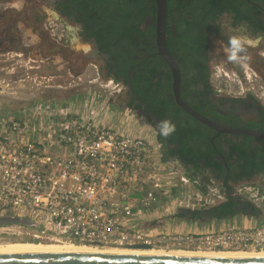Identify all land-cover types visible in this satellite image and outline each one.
Segmentation results:
<instances>
[{
  "label": "built area",
  "instance_id": "1",
  "mask_svg": "<svg viewBox=\"0 0 264 264\" xmlns=\"http://www.w3.org/2000/svg\"><path fill=\"white\" fill-rule=\"evenodd\" d=\"M90 101H82L81 109ZM97 106L106 108L103 102ZM178 177L161 159L158 143L84 114L72 100L0 111V217L28 218L38 232L34 237L100 249L146 244L164 250H264V217L258 224L200 231L155 225V211L206 209L216 202L213 194L175 198L173 188L186 181ZM8 233L7 224L0 225V235Z\"/></svg>",
  "mask_w": 264,
  "mask_h": 264
},
{
  "label": "flooded vegetation",
  "instance_id": "2",
  "mask_svg": "<svg viewBox=\"0 0 264 264\" xmlns=\"http://www.w3.org/2000/svg\"><path fill=\"white\" fill-rule=\"evenodd\" d=\"M38 1L40 0H36V2ZM45 1L48 2L50 7L57 11L55 9V3L57 0H43V2ZM36 2L33 1L32 4L29 3V5L26 6L27 11L25 12L14 10L12 5H0V54L9 53L11 50L37 54L36 49L30 47L33 46V43L23 44L25 36L18 25L20 22H29L28 26H33L39 35L40 40L38 52L41 54L40 56L43 57V60H41L42 64L40 65H45L48 61L50 62V60L53 64L55 59L53 60L51 56L54 54H60V57H69V54H72V57L70 56L72 69L80 59L83 61L89 60L90 62L95 61L99 64L97 70H100L99 72H102L109 78V84L115 86L121 85L118 92L120 93V91H124L127 97H119V99L122 101L124 100L125 106L133 108L135 112L140 113V116H143L147 121L148 118H150L152 121L151 125L155 128L157 134L161 128L160 121L157 120L151 112L145 110V105L133 97L128 86L124 82H115L108 75L111 74L107 66V63L110 61L109 54L99 50L93 37L85 39L81 33V25L74 19L66 18L68 21H73L75 23L76 27L74 28V32L76 33L77 40L90 43L91 49H88L83 53L72 52L69 50V45L65 44V39H62L64 42L61 43H58L56 40V43L52 42V39L48 36V30L43 25L46 17L44 12L36 8ZM236 3L235 12H222L217 14V18L214 20L216 25L210 24L211 21L207 22L211 25L208 28H206L205 25H198V27L207 34L209 41L204 46L203 53L199 55V58L204 59L202 60L204 62V68H202V70L196 68L189 60H187L186 63L183 62L185 56L181 52L176 50L174 52L169 51L176 60L180 70V95L182 100L193 110L213 121L217 125L216 128L196 119L178 105L172 90V68L159 53L156 39L157 36L155 35L154 38L156 49L155 54H157L162 60V63L160 64L162 72L155 76L154 80H158L164 74L171 75V93L167 94L168 99L172 104H177L186 113L195 118L197 122L210 128L212 131L211 138L215 140L217 144L213 153L215 154L214 158L218 161L219 167L214 168L213 166H207L205 170H202L201 168L200 171L196 172L193 166L183 163L178 155L173 153L177 146L176 144H159V149L160 154L165 160H176L183 165L186 170L189 169L192 175H198V180L194 181L196 184L199 183V186L202 189L207 188V186L218 188L217 190H219L220 193L213 194L216 198V202L206 209L226 201L229 198L237 203L235 205L236 215H253L264 212L262 207L264 202V185L262 186L256 183L255 185L260 189L259 194L251 195L245 188V185L242 186L240 188L241 191L237 193L235 184L244 181L255 183L253 181L255 178H259L260 180L263 179L262 176L264 175V172L260 169L259 172L252 177L243 176L242 178H235V175L238 172V162L236 160L238 150H236L233 145L249 140L251 148L257 147L259 148V152L264 154V0H244L243 3ZM59 15L61 14L59 13ZM176 15V13H172L167 17L168 23L166 24V27L170 32L168 37L176 36ZM242 15L243 17H241ZM235 17L239 19L241 17V19L238 22H235ZM149 22L155 25L156 18L154 22H152L150 18H147L142 25L141 30H146ZM233 38L240 39L243 44L242 49L237 52L238 59L236 60L229 59L232 47L230 41ZM142 41L144 42V40ZM170 45L171 49H174L175 43L170 41ZM139 49L141 50L139 53L141 54L140 56L143 54L150 56L149 54L151 53L148 50L144 51L142 47ZM47 54L50 55L47 57ZM79 54L84 55L80 56ZM49 65L48 68L51 67V64ZM248 70L253 73V83L246 85L243 84L242 77H247ZM228 72L231 73V76H229ZM213 73H215L214 79L216 78L215 80L218 82V87L213 83ZM238 80H241L242 88L240 87ZM78 85L80 86L82 84ZM88 86L94 88L91 83L88 84ZM70 88H72V86L62 89L60 92L64 94V92ZM223 90H225V93H223ZM116 95L120 96L118 93ZM110 97H112L111 94L107 96L108 99H110ZM132 98H134V101L130 103ZM230 129L243 132L228 131ZM248 131L260 133L262 136L249 134ZM263 158L264 156L260 157V162L264 167ZM203 163H205V161H203ZM210 179H212V181ZM252 208H255L256 210L254 211ZM183 212L187 218L191 217L186 210ZM203 214V218L209 221L205 213Z\"/></svg>",
  "mask_w": 264,
  "mask_h": 264
},
{
  "label": "trees",
  "instance_id": "3",
  "mask_svg": "<svg viewBox=\"0 0 264 264\" xmlns=\"http://www.w3.org/2000/svg\"><path fill=\"white\" fill-rule=\"evenodd\" d=\"M166 2L167 17L172 13L177 14L176 36L168 37L170 32L166 27L169 51L181 52L185 56L183 62L189 60L196 68L202 70L204 59L199 58V55L203 53L204 46L209 41L207 34L198 25H205L206 28L210 27V24L216 25L214 20L217 14L235 12L236 2L240 4L244 0H166ZM55 9L62 16L79 23L82 36L85 39L93 37L99 50L109 54L110 61L107 66L111 74L108 75L115 82H124L133 97L141 101L145 105V110L151 112L161 124L167 121L174 126V130L166 137L161 134L160 128L156 134L160 144H176L173 153L177 154L183 163L193 166L196 172L201 168L205 170L207 166L219 167L213 153L217 144L211 138L210 128L197 122L168 99L167 94L171 93V75L164 74L158 80H154L155 76L162 72L160 69L162 60L155 54V25L149 22L146 30H141V27L147 18L155 21V0H57ZM240 19L235 17L234 21L238 22ZM208 21H211L210 24ZM170 41L175 43L174 49H171ZM141 47L144 51L148 50L150 56L147 54L140 56ZM88 88V84L70 88L65 91L67 96L63 100L82 97ZM133 101L134 98L130 103ZM148 122L152 124L150 118ZM233 147L238 150L236 155L238 172L235 178L252 177L260 169L264 172L260 162V157L264 154L259 152V148H251L249 140L236 143ZM187 171L186 176L192 178L189 169ZM182 186L180 182L173 191ZM236 204L233 199L228 198L209 209H193L189 213L190 218L185 216L184 210L177 216L191 222L219 221L234 217ZM203 213L209 221L203 218Z\"/></svg>",
  "mask_w": 264,
  "mask_h": 264
},
{
  "label": "rangeland",
  "instance_id": "4",
  "mask_svg": "<svg viewBox=\"0 0 264 264\" xmlns=\"http://www.w3.org/2000/svg\"><path fill=\"white\" fill-rule=\"evenodd\" d=\"M33 1L36 2V0H0V5H12L14 10L25 12L27 11L26 6L29 5V3L32 4ZM35 5L37 9L44 12L46 18L43 22V25L48 30V36L52 39H50L52 42L56 43L57 41L58 43H61L65 41V44L69 45V50L72 52L83 53L88 49H91L90 43L77 40L76 33L74 32L76 25L73 21H68L66 17L59 15L57 11L50 7L47 1L43 2V0H40L36 2ZM18 25L25 36V41L23 44L33 43V46L30 47H34L37 54H31V52L26 53L19 50H11L9 53L0 54V111L14 112L29 107L32 104L44 102L52 103L54 101L62 105L69 102L68 100L70 99L63 100L66 98L67 94L66 92L62 94L60 90L70 86L74 88L79 86L78 84L91 83L94 88L85 90V93L82 96V101L85 102L86 99L94 101L92 103L90 101L88 104H84L82 106L83 110L90 112L94 111V115L106 118L104 114L106 108L98 110L99 106H97L98 104H102V102H104L106 107L117 111V113L129 111L131 113L140 115V113L135 112L133 108L125 106L124 100L122 101L119 99V97H127L124 91H120V93L118 92V89L121 88V85L115 86L109 84V87H107L106 90L99 89L104 84L109 82V78L102 72H99L100 70H97L99 64H97L95 61L90 62L88 60L86 62H82L84 65H81L84 67L82 68V72L79 74H75L71 68L70 56L72 57V54H69V57H60V54H54L51 56L53 60L55 59L53 64L50 60V62L48 61L47 64L40 65L42 64L41 60H43V57H41V54L38 52L40 39L37 30L33 26H28L29 22H20ZM62 39L65 40L62 41ZM30 49L33 50L32 48ZM79 55L82 56L84 54ZM49 64H51V67L48 68V66H50ZM228 73L229 76H231V73ZM214 76L215 73H213L212 80L214 79ZM247 77H242L243 79L241 78L243 80V84H252L253 73L250 70L247 71ZM215 79L213 80V83L216 87H218V82ZM224 91L225 90H223V93H225ZM108 93L111 94L112 97H110V99L106 98L102 100L103 95H106L107 97L109 95ZM117 93L120 94V96L116 95ZM72 101L77 102L78 100ZM96 111L98 112L95 113ZM165 163L168 164L167 162ZM169 166L178 172L179 177L183 176L186 180L184 183H182L183 186L174 192L175 198H181L185 195L195 196L197 194H199V196L205 197L206 199L211 198L212 194L209 193L211 189L208 190L207 194L202 193L201 190H199V187L195 185V181L192 178L186 176V172L188 171L178 161L173 162V166L172 164H169ZM179 208L183 207H177L171 213L167 215L163 214L162 217H157L158 219L155 222V225H158L162 228H167L171 231H181L184 228H188L186 227L188 226V223H195L198 226L197 228H204L202 225L208 223H201L199 221L189 222L186 218L178 217L176 212ZM243 225L244 224H237L234 221H230L229 223L218 225L216 228L219 226L232 227ZM7 228L9 233L5 236L0 235V237H4L2 240L0 239V243L14 240L56 242L55 240L49 241L34 237V234H37L38 232L35 228L28 225H23L20 223L7 224Z\"/></svg>",
  "mask_w": 264,
  "mask_h": 264
},
{
  "label": "water",
  "instance_id": "5",
  "mask_svg": "<svg viewBox=\"0 0 264 264\" xmlns=\"http://www.w3.org/2000/svg\"><path fill=\"white\" fill-rule=\"evenodd\" d=\"M156 5V36L159 53L172 68V90L176 102L196 119L214 128L217 125L188 106L180 95V70L177 62L169 52L166 42L167 2L155 0ZM232 132H243L230 129ZM249 134L262 136L260 133L248 131ZM192 209L179 208L178 212ZM35 225L26 217L4 216L0 217V225L5 224ZM134 248H151L146 244H138ZM0 264H264V257H222L199 255H173V254H132L118 252H57L27 255H0Z\"/></svg>",
  "mask_w": 264,
  "mask_h": 264
},
{
  "label": "crops",
  "instance_id": "6",
  "mask_svg": "<svg viewBox=\"0 0 264 264\" xmlns=\"http://www.w3.org/2000/svg\"><path fill=\"white\" fill-rule=\"evenodd\" d=\"M50 54H47V57L49 56ZM82 62H86V60H82L80 59V61H77L75 66H73L74 70L73 72L76 74H79L80 72H82V68L84 65ZM82 64V65H81ZM82 98L83 97H75L73 99H70V100H78L76 102V104L78 105L79 107V110L81 112H83L84 114H88V115H94V111L90 112V111H82L81 109V102H82ZM106 95H103L102 97V100L106 99ZM46 100V99H45ZM102 100H99V101H102ZM69 101V100H68ZM61 102V101H60ZM63 102V101H62ZM104 103V102H103ZM107 109L105 110V116H106V120L108 121V123L112 126H116L118 128H121L123 131L125 132H128V133H133V134H136V135H141V136H145L147 138H149L151 141H153L154 143H158V145L160 144L158 142V139H157V135H156V130H154L153 126L148 123L147 120H145L142 116L136 114V113H131V112H119L117 113V111L111 109V108H108L106 107ZM100 117V116H98ZM120 118V120H119ZM160 150V149H159ZM160 157L161 159L163 160V162H167L168 164H172L173 166V162L175 161H168V160H165L162 155L160 154ZM202 173V172H201ZM194 177V178H193ZM192 179L193 180H198V175H193ZM263 179H257L255 178L253 182H250V181H244V182H241V183H238V184H235V188H236V192H240V188L242 186H246L245 188L248 190V192H250L251 195H257L259 194V190L257 185H255L256 183L260 184V185H264V175L262 176ZM208 178V177H207ZM212 181V179H210ZM216 183V182H214ZM249 185V186H247ZM196 186L199 187V190L201 189V192L202 193H205L207 194L208 193V190L211 189V191L209 193L211 194H219V190H217L218 188L216 187H213V186H207V188H204L202 189L200 186H199V183L196 184ZM183 209V208H182ZM174 209L172 210H167V211H163V210H158V211H155L153 214H154V217L157 218V217H162L163 214L164 215H167L169 213H171ZM178 210L176 212V215L178 214ZM264 217V212L263 213H260L258 215H249V214H239V215H236L232 218H226V219H221L219 221H209L208 223H205L204 225V228H197L198 226L194 223H188V228H184L182 229L181 231H200V230H205V229H209L211 227H216L218 225H222L224 223H229L230 221H234L236 222L237 224L240 223V224H244V225H248V224H258L262 221ZM156 221V220H155ZM191 222V221H189ZM193 222V221H192Z\"/></svg>",
  "mask_w": 264,
  "mask_h": 264
},
{
  "label": "bare ground",
  "instance_id": "7",
  "mask_svg": "<svg viewBox=\"0 0 264 264\" xmlns=\"http://www.w3.org/2000/svg\"><path fill=\"white\" fill-rule=\"evenodd\" d=\"M32 242V241H7L0 243V255H27L57 252H118L132 254H173V255H199L222 257H264V250L260 251H187L164 250L157 248H96L84 244H75L66 241Z\"/></svg>",
  "mask_w": 264,
  "mask_h": 264
},
{
  "label": "clouds",
  "instance_id": "8",
  "mask_svg": "<svg viewBox=\"0 0 264 264\" xmlns=\"http://www.w3.org/2000/svg\"><path fill=\"white\" fill-rule=\"evenodd\" d=\"M230 43L232 47L230 50L229 59L236 60L238 59L237 52L241 50L243 47L242 41L238 38H233L230 41ZM173 130H174V126L171 125L169 122L164 121L161 124V134L164 135L165 137L168 136Z\"/></svg>",
  "mask_w": 264,
  "mask_h": 264
}]
</instances>
